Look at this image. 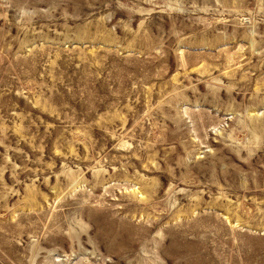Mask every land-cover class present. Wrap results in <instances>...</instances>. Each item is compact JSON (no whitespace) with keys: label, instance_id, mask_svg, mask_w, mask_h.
<instances>
[{"label":"rangeland","instance_id":"1","mask_svg":"<svg viewBox=\"0 0 264 264\" xmlns=\"http://www.w3.org/2000/svg\"><path fill=\"white\" fill-rule=\"evenodd\" d=\"M0 264H264V0H0Z\"/></svg>","mask_w":264,"mask_h":264}]
</instances>
